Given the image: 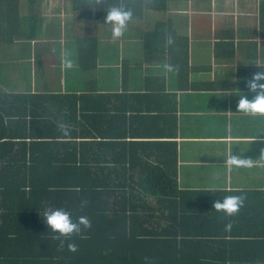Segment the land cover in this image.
<instances>
[{
	"label": "trees",
	"instance_id": "1",
	"mask_svg": "<svg viewBox=\"0 0 264 264\" xmlns=\"http://www.w3.org/2000/svg\"><path fill=\"white\" fill-rule=\"evenodd\" d=\"M190 1L106 0V13L122 4L133 10L132 19L157 14L143 40L167 45L171 34L173 57L185 58L189 34L179 32L166 13ZM63 6L78 13L83 25L93 20L105 28V0ZM45 12L60 15L62 0H0V264H105V94L82 81L83 91H64L54 82L57 75L42 79L47 45L39 42L49 40L51 49L63 34L58 20L43 19ZM194 31L196 37L206 34L205 28ZM31 41L38 42L35 52ZM72 58L87 72L98 55L75 49ZM150 95L136 94L133 99H145L128 103L125 91L106 94L107 264H264V191L183 188L175 106ZM58 120L70 126V138L57 130ZM229 195H243L253 207L232 217L212 208ZM48 207L69 211L74 221L85 215L91 227L53 239L59 234L44 221ZM249 210L255 218L239 222ZM229 221L233 227L226 232ZM69 243L78 250L68 251Z\"/></svg>",
	"mask_w": 264,
	"mask_h": 264
},
{
	"label": "crops",
	"instance_id": "2",
	"mask_svg": "<svg viewBox=\"0 0 264 264\" xmlns=\"http://www.w3.org/2000/svg\"><path fill=\"white\" fill-rule=\"evenodd\" d=\"M69 2L62 0L64 12L55 18L61 25V37L52 41L51 49H47L49 40L48 44L46 40L39 42L42 47L47 45L42 79L50 82L57 75L54 82L64 91H83V82L92 92L105 94V28L90 25L83 29L84 33H77L83 24L78 13L66 11L63 3L68 6ZM234 3L230 7L232 15L224 13L221 18L226 20L221 24L214 20L202 23L205 35L191 37L194 30L187 33L185 58H174L175 52L163 40H143L156 22L145 25L144 18L132 19L117 40L111 39L110 29L106 28V94L125 91L130 96L128 103L145 99H133L136 94H151L150 100L165 98L167 106H175L171 114L178 123L177 174L185 189L264 191V116L248 115L236 108L239 94L249 98L253 95L246 81L253 73L264 71V0ZM153 15L156 21L158 15ZM83 18L87 19V15ZM186 21L191 23V18L187 16ZM87 31L91 34L87 35ZM219 32L229 37L216 40L213 34ZM31 42L30 51L35 52L32 47L38 42ZM65 48L73 55L75 49L88 55L96 53V67L86 72L74 62L73 69L63 71L60 57ZM30 57L28 62L33 64ZM164 64L173 65L174 71H164ZM67 81L71 82L68 86ZM153 103L159 106L158 100ZM231 154L253 159V167L229 170L227 160ZM253 202L244 201L243 207H253ZM239 217V222L255 218L252 210Z\"/></svg>",
	"mask_w": 264,
	"mask_h": 264
},
{
	"label": "clouds",
	"instance_id": "3",
	"mask_svg": "<svg viewBox=\"0 0 264 264\" xmlns=\"http://www.w3.org/2000/svg\"><path fill=\"white\" fill-rule=\"evenodd\" d=\"M97 5L102 3V0H95ZM133 18V10L124 5L112 6L107 10L104 16V21L110 24L111 35L114 40L121 38L125 32L128 30L129 22ZM168 44L174 43V38L171 34H168ZM53 52L56 50L53 49ZM73 53L69 49H63L60 57V64L63 71H68L73 69L74 60L72 58ZM163 70L166 72L174 71V66L171 64H164ZM264 71H257L252 74L251 78L246 81V86L248 91L252 93V97L249 98L246 94H239V100L237 102V111L243 112L252 116H264ZM57 130L65 138H70L71 128L66 123L58 120L56 122ZM253 159L244 158L240 155H230L227 164L229 170L232 168H251L253 167ZM245 197L243 195H229L223 198V200H214L212 208L216 211L224 212L226 217H232L236 215L241 207H243ZM86 201H82L80 207L83 208ZM44 221L46 222L48 228L52 230L53 233H58L59 235H54L53 239H59L64 237L68 239L73 235H80L82 228L87 230L91 227L90 219L81 215L74 221L72 219L71 213L62 208H52L48 207L43 213ZM233 227L231 221L225 224V231L230 232ZM68 251L76 252L78 246L75 243H69L67 245Z\"/></svg>",
	"mask_w": 264,
	"mask_h": 264
},
{
	"label": "rangeland",
	"instance_id": "4",
	"mask_svg": "<svg viewBox=\"0 0 264 264\" xmlns=\"http://www.w3.org/2000/svg\"><path fill=\"white\" fill-rule=\"evenodd\" d=\"M236 1L237 0H231V1L230 0H191L189 3L185 4L184 6H183V4L179 5V6H181V8L178 10L176 8H173L172 10L169 9L166 13V18L174 19V21L177 24L176 29L179 32H181L182 34H187V33H189V31L191 32V30H197V29L205 28V26H201L202 23L204 24V22H205V24H206L210 20H211L210 22H212V20L216 21L217 24H221L222 22H224L226 20V18H221V17H224L223 14L226 13L227 11L230 15H232L230 13V7L232 4H235L234 2H236ZM200 9H201V11L204 9H207V11H205V14L201 16L200 15L201 11H199ZM192 10H193V12H192ZM195 12H197V13H195ZM148 13H147V15L144 16L143 22L145 25H150V24L156 22V21H154L155 18H154L153 13H149V14ZM44 16L46 18H52V19L57 17L56 15H53V13L50 14L47 12L44 13ZM185 16L186 17L189 16L191 18V23L193 25L190 22L186 21ZM201 17H203V18H201ZM95 23H96L95 21L90 20L88 24L81 25L80 29H78L76 31L79 34L84 33L83 29H86L87 26L94 25ZM62 26H63V28H66V25L64 23H62ZM188 28H189V30H188ZM108 31L111 33V29ZM192 33H193V34H191L192 37H196V36H198L197 34H199L197 32H193V31H192ZM86 34L90 35L91 33L89 31H87ZM111 39H113V38H111ZM31 43L34 44V42H31ZM32 49H34V48L32 47ZM31 59L32 58H30L29 60H31ZM10 61H13V60H10ZM12 80H13V82H16L18 79H12ZM14 89L19 90V87L16 86Z\"/></svg>",
	"mask_w": 264,
	"mask_h": 264
}]
</instances>
